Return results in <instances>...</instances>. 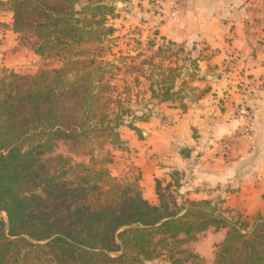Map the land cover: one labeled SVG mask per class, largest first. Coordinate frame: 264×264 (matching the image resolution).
<instances>
[{
    "label": "trees",
    "instance_id": "1",
    "mask_svg": "<svg viewBox=\"0 0 264 264\" xmlns=\"http://www.w3.org/2000/svg\"><path fill=\"white\" fill-rule=\"evenodd\" d=\"M83 1H0L21 43L60 62L33 75L0 72V264H200L191 245L211 229L226 230L211 264H264V214L179 204L159 186L151 203L138 180L112 174L106 147L120 144L126 119L150 113L132 110L120 95L127 82L118 93L120 67L105 60L114 6ZM160 91L161 101L175 95ZM60 142L66 154H54Z\"/></svg>",
    "mask_w": 264,
    "mask_h": 264
},
{
    "label": "crops",
    "instance_id": "2",
    "mask_svg": "<svg viewBox=\"0 0 264 264\" xmlns=\"http://www.w3.org/2000/svg\"><path fill=\"white\" fill-rule=\"evenodd\" d=\"M155 9L142 25L194 57L193 94L181 103L151 99L147 120L120 127L112 174L138 180L151 203L159 186L183 200H218L224 214H264V0H158ZM11 23L0 8V67L13 69L20 44ZM239 107L251 111L248 121L236 117ZM246 124L250 135L235 139ZM208 234L220 235L210 250ZM225 234L211 229L191 247L200 257L210 251L212 262Z\"/></svg>",
    "mask_w": 264,
    "mask_h": 264
},
{
    "label": "rangeland",
    "instance_id": "3",
    "mask_svg": "<svg viewBox=\"0 0 264 264\" xmlns=\"http://www.w3.org/2000/svg\"><path fill=\"white\" fill-rule=\"evenodd\" d=\"M157 1L103 0L104 3L112 5L115 8L113 16L107 22V25L114 27L115 31L103 43L105 60L113 61L120 67V72H115L117 84L120 86L118 93L123 92V89L126 87L123 82H127L130 92L120 93V95L122 98L128 97L130 99L129 106L132 110L137 111L139 114L146 111L149 112L150 114L145 120L151 115L153 102L150 100L161 101V86H170L171 92H175V95L169 101L181 103L190 94H193L192 86L187 82H191L190 80L194 78L192 73L188 71L194 65V57L188 55L180 46L156 38V31L154 29H146L142 25L146 20L145 11L149 10V8L152 11H156L155 6ZM83 3H86V0ZM127 3H131L132 7H127ZM146 4L150 5L148 9ZM112 18H116L117 20L111 22L110 19ZM18 39L20 46H18L15 52L17 54L15 61L16 68L0 67V72L2 69H9L20 74L33 75L40 69L60 66L58 60H49L34 54L30 44L21 43L19 36ZM151 84H154L156 94H152L150 89ZM145 120L129 118L125 120L122 126L130 124L133 126L135 121ZM111 147L107 146L106 149L111 152ZM67 151V145L60 142L54 150V154H66ZM121 181L134 182L136 180L121 179ZM163 194H166V197H168L169 193ZM171 197L176 199L179 204L190 201L178 198L173 194ZM167 199L171 200V198ZM212 201L218 204V200ZM219 239L220 235L218 234H208L207 239L204 240L205 242L208 241V247L206 248L210 250V245ZM209 253L210 251H208L207 255L201 257L200 264L212 263ZM162 258L166 259L165 257Z\"/></svg>",
    "mask_w": 264,
    "mask_h": 264
},
{
    "label": "built area",
    "instance_id": "4",
    "mask_svg": "<svg viewBox=\"0 0 264 264\" xmlns=\"http://www.w3.org/2000/svg\"><path fill=\"white\" fill-rule=\"evenodd\" d=\"M236 117L240 120L248 121L251 118V111L247 107H239L236 113ZM250 133H251V127L250 125L246 124L244 125L241 131L237 132V134L235 135V139H238L239 137H243V136H248L250 135ZM230 145L231 144L229 142L224 141L222 145L223 152L227 151L230 148Z\"/></svg>",
    "mask_w": 264,
    "mask_h": 264
}]
</instances>
